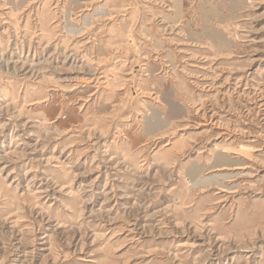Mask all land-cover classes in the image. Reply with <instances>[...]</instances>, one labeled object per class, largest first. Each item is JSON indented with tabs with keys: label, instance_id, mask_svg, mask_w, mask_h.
<instances>
[{
	"label": "rangeland",
	"instance_id": "374dc122",
	"mask_svg": "<svg viewBox=\"0 0 264 264\" xmlns=\"http://www.w3.org/2000/svg\"><path fill=\"white\" fill-rule=\"evenodd\" d=\"M0 264H264V0H0Z\"/></svg>",
	"mask_w": 264,
	"mask_h": 264
}]
</instances>
